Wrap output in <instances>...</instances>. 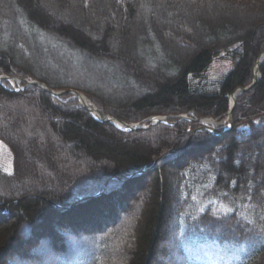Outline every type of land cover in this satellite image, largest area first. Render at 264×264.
I'll use <instances>...</instances> for the list:
<instances>
[{
  "label": "trees",
  "instance_id": "trees-1",
  "mask_svg": "<svg viewBox=\"0 0 264 264\" xmlns=\"http://www.w3.org/2000/svg\"><path fill=\"white\" fill-rule=\"evenodd\" d=\"M58 53L123 95L63 77ZM260 55L231 127L200 130ZM0 70L25 86L0 81V264H264V0H0Z\"/></svg>",
  "mask_w": 264,
  "mask_h": 264
},
{
  "label": "rangeland",
  "instance_id": "rangeland-1",
  "mask_svg": "<svg viewBox=\"0 0 264 264\" xmlns=\"http://www.w3.org/2000/svg\"><path fill=\"white\" fill-rule=\"evenodd\" d=\"M135 53L138 54V50L135 49ZM66 55L67 56H62L60 53L57 54V57L61 60V65H62V69H63V70L61 69L62 71L60 69H58V70L61 71L59 73L61 75H63V77H65L67 79H72V80L85 81L88 84H93V85L97 84V85H100V87L103 90L107 91V92H109L110 89H111V91L115 92V94L117 93L120 96L123 95L122 92H121V89L119 88L121 86L124 87L123 83L119 82V84H118L119 80H117V82H115L112 79V76L109 74V72L106 69H103V67L98 66V64H96L94 61H91V60H85V64L87 66H84V65L82 66V65H80L81 64L80 63L81 60L78 63L73 61V57H75L74 54H71V53L69 54L68 53ZM42 59L39 61V63H41L40 65L49 66L48 63H50V62H48V58L43 60V61H42ZM50 65H51L52 68H54V67L56 68V64L55 63L51 62ZM81 66H82V71H81ZM231 66H232V63L227 57H221L219 59H216L212 63V65L209 68V70L207 71V76L209 78H212V79L221 77V76L225 75L231 69ZM84 67H90V70H92L91 73L89 72L87 74V72L84 69ZM0 77L2 78V79H0V81L1 80H7V79H5V77H10L11 79L18 80V83H20L21 86L23 85L22 84L23 81L20 80L18 77H16V76H8V74L3 72L2 70H0ZM8 83L11 84V86L13 85L11 83V81H8ZM14 85H16V89H19V87L21 88V86H19V84L15 83ZM12 88L14 90L13 86H12ZM66 93H64V94H66ZM64 94H62V95H64ZM91 103H93L97 107V109L101 112V110L98 108V106L94 102L91 101ZM89 113L92 114L91 112H89ZM92 115H94V114H92ZM225 117H223L222 119H224ZM180 118H184V119H187V120L192 119V117L188 116V115H186V116L182 115V116H180ZM164 119L167 120L166 117H164ZM214 119L217 120L218 122H220L222 120V119L219 120L218 118H214ZM206 120H211V119H206ZM204 121L205 120H200L201 126L203 125V123H205ZM136 124H133V125H136ZM205 125H207L208 127L216 126L215 123L214 124L213 123L212 124H209V123L207 124L206 123ZM147 126L148 125L145 124V126H143V128H145ZM120 127L123 128L124 125L120 126ZM199 129H201V127ZM0 169L4 170L5 172H8V173H11L12 170H13V152L8 147V145L3 143V142H0ZM139 196H140V193H137L136 198L139 197ZM158 259L161 261V258H158Z\"/></svg>",
  "mask_w": 264,
  "mask_h": 264
},
{
  "label": "water",
  "instance_id": "water-1",
  "mask_svg": "<svg viewBox=\"0 0 264 264\" xmlns=\"http://www.w3.org/2000/svg\"><path fill=\"white\" fill-rule=\"evenodd\" d=\"M261 56L262 55L259 56V59H258V61L256 63L255 69H254L253 81L249 85H247L245 87L237 88L236 90H234L233 93L230 94V108H229V111L227 112V118H226V121L230 125L229 128L232 125L231 113H232V110H233V108L235 106L236 95H238L239 93H241L243 91H246V90L250 89L256 83V81L258 79V76H259L258 64H259V60H260ZM31 83L39 86L40 88H42L43 90L53 94L54 96H59V95H62L64 93H66V92H72L75 95V97L79 100V102L82 105V107H84L85 109H87L89 112H91L94 115L97 114V118L96 119H98L100 121L111 122V123L115 124L116 126L123 124L124 126H126V129H128V130H133V129L139 128V126H133L131 124H125L124 122H121V121L117 120L116 118H114L113 116H111L109 114L100 112L97 109V107L94 106L92 103H90V105L85 104L83 102V94L80 91H78V90H54V89L48 87L45 83L37 81V80H32ZM95 110H96V112H95ZM219 124H221V123H219Z\"/></svg>",
  "mask_w": 264,
  "mask_h": 264
},
{
  "label": "bare ground",
  "instance_id": "bare-ground-1",
  "mask_svg": "<svg viewBox=\"0 0 264 264\" xmlns=\"http://www.w3.org/2000/svg\"><path fill=\"white\" fill-rule=\"evenodd\" d=\"M13 82L14 83H18V80H16V79H13ZM83 102L85 103V104H87V105H90V100L83 94ZM95 112H96V110H95ZM97 116V115H96ZM205 123H209V124H214L215 122L214 121H210V122H208V121H206Z\"/></svg>",
  "mask_w": 264,
  "mask_h": 264
}]
</instances>
